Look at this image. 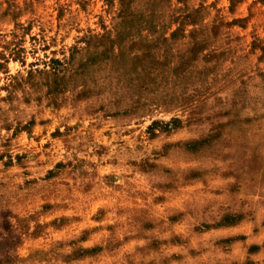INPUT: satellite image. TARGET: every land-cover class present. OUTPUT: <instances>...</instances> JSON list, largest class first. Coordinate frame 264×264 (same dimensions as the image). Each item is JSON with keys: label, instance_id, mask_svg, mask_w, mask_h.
<instances>
[{"label": "rangeland", "instance_id": "374dc122", "mask_svg": "<svg viewBox=\"0 0 264 264\" xmlns=\"http://www.w3.org/2000/svg\"><path fill=\"white\" fill-rule=\"evenodd\" d=\"M264 0H0V264H264Z\"/></svg>", "mask_w": 264, "mask_h": 264}, {"label": "crops", "instance_id": "0c3cea01", "mask_svg": "<svg viewBox=\"0 0 264 264\" xmlns=\"http://www.w3.org/2000/svg\"><path fill=\"white\" fill-rule=\"evenodd\" d=\"M256 235H257L256 237L258 240L256 243L262 244L263 245L262 247L264 249V227L261 228Z\"/></svg>", "mask_w": 264, "mask_h": 264}]
</instances>
